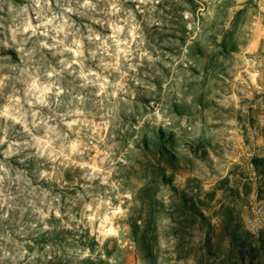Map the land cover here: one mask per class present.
I'll return each instance as SVG.
<instances>
[{
  "label": "rangeland",
  "instance_id": "obj_1",
  "mask_svg": "<svg viewBox=\"0 0 264 264\" xmlns=\"http://www.w3.org/2000/svg\"><path fill=\"white\" fill-rule=\"evenodd\" d=\"M0 264H264V0H0Z\"/></svg>",
  "mask_w": 264,
  "mask_h": 264
}]
</instances>
